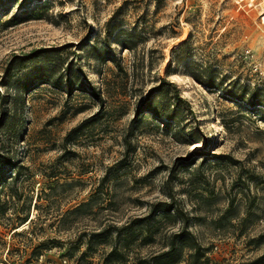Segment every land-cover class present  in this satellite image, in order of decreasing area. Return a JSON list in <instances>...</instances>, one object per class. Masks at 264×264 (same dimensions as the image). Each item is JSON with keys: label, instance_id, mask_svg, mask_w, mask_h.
<instances>
[{"label": "rangeland", "instance_id": "rangeland-1", "mask_svg": "<svg viewBox=\"0 0 264 264\" xmlns=\"http://www.w3.org/2000/svg\"><path fill=\"white\" fill-rule=\"evenodd\" d=\"M207 68L264 93V0H0V264H264V108Z\"/></svg>", "mask_w": 264, "mask_h": 264}, {"label": "trees", "instance_id": "trees-1", "mask_svg": "<svg viewBox=\"0 0 264 264\" xmlns=\"http://www.w3.org/2000/svg\"><path fill=\"white\" fill-rule=\"evenodd\" d=\"M130 34V33H128ZM187 46V42L181 44L175 51L184 50ZM123 47L127 50L132 49V42L128 38L124 40ZM16 57V56H13ZM172 64V60L169 61L168 66ZM118 69L123 71L124 76L127 78L128 73L126 69H123L122 66L118 63L115 64ZM22 63H18L16 69H21ZM68 68H66V72H68ZM68 80L69 76L66 74ZM199 83L204 85L205 87L212 88L214 90H218L223 92L227 97L233 99V101L246 103L249 106H256L258 108H264V93L258 88L253 87L250 88L245 84H236L234 82H229V84H223V82H218L214 74L211 70L203 69L202 72H198V74L193 75ZM68 86H70L69 81H67ZM237 86V87H236ZM117 84L112 83L109 86V80L104 78L102 83L101 92L95 91V88L92 87L93 95H95L101 103L103 102L102 94H105L106 97L113 96L117 94L115 91ZM171 90V91H170ZM172 93V98H170L169 94ZM158 97H160L158 99ZM171 101H173L171 103ZM184 105V106H183ZM141 112L147 111L156 117V120L159 122H171L175 119V117L182 112L181 109L184 107L186 111H191V106L186 102L178 93V88L176 85L170 81L167 77H157V82L155 85L151 86L146 94L144 95L143 100L139 103ZM191 116L192 112H191ZM78 127L73 128L71 131L78 130ZM9 163V162H6ZM162 208L165 212L172 211L173 213L178 214V210L176 208H172V206L166 202L161 203ZM83 204L77 206L78 208L82 207ZM28 219H24L23 222ZM31 221V219H29ZM148 239V238H146ZM177 250L174 245V241L170 243V248L167 250V253H175ZM176 262V257L163 258L159 260L160 264H173Z\"/></svg>", "mask_w": 264, "mask_h": 264}, {"label": "built area", "instance_id": "built-area-1", "mask_svg": "<svg viewBox=\"0 0 264 264\" xmlns=\"http://www.w3.org/2000/svg\"><path fill=\"white\" fill-rule=\"evenodd\" d=\"M62 262L65 263L66 262V259H63Z\"/></svg>", "mask_w": 264, "mask_h": 264}]
</instances>
